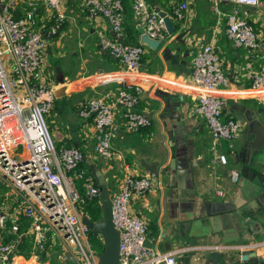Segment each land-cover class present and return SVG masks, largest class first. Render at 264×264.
<instances>
[{"label": "built area", "instance_id": "obj_1", "mask_svg": "<svg viewBox=\"0 0 264 264\" xmlns=\"http://www.w3.org/2000/svg\"><path fill=\"white\" fill-rule=\"evenodd\" d=\"M80 1L88 19H102L108 25L111 36L97 31V44L121 68L120 74L100 78H114L117 74L128 82L115 93L82 102L76 111L79 119L92 122L94 154L109 162L113 157L120 159L111 148L116 107L122 110L126 132L147 128L149 120L136 110L142 91L139 83L156 80L140 72L142 46L126 42L122 1ZM130 1L133 21L150 39L162 43L168 37L163 18L146 0ZM175 1L170 17L180 23L189 0ZM64 2L0 0V264H99L103 252L101 238L83 222L84 217L89 218L85 208L91 203L100 205L97 181L84 166L85 157L79 149L56 147L47 122L56 94L44 76L46 51L65 24ZM211 2L214 13L225 19L226 38L243 51L247 85H231L210 43L194 55L190 82L160 83L165 89L191 95L196 102L195 112L204 119L211 134L210 152L225 166L227 154L221 146L232 152L242 129L241 121L224 119L226 100L264 99V65H254L260 53L254 28L237 9L223 13L219 5L258 8L262 0ZM229 178L235 184L239 173L230 171ZM156 185L160 183L154 175L127 171L117 186H108L113 224L119 232V264H177L178 250L160 253L144 245L149 224L130 212L131 200L143 197ZM216 194L223 196L220 190ZM93 238L100 243L101 251L93 248Z\"/></svg>", "mask_w": 264, "mask_h": 264}, {"label": "crops", "instance_id": "obj_2", "mask_svg": "<svg viewBox=\"0 0 264 264\" xmlns=\"http://www.w3.org/2000/svg\"><path fill=\"white\" fill-rule=\"evenodd\" d=\"M121 1L126 42L140 45L131 1ZM146 2L169 17L176 3ZM63 7L66 21L61 33L48 44L44 71L45 80L56 94L47 117L56 147L79 149L85 157L84 166L95 179L98 173L105 177L111 189L127 171L152 175L140 160L154 165L160 185L141 198H133L130 212L149 224L148 240L153 250H178L177 264H232L230 259L240 250L253 251L264 262V218H253L260 215L264 191V99L226 100L224 119L241 121L242 129L232 152L222 144L227 154V164L222 166L210 152L212 137L204 119L195 112L196 102L191 95L165 89L160 83L190 82L194 55L210 43L231 85H247L243 51L226 38L225 19L214 13L211 0H189L180 23L170 17L175 31L156 51L140 45L144 50L140 72L155 76L151 79L156 81L139 83L142 91L136 110L147 117L150 125L136 133L126 132L122 110L116 107L111 148L120 159L113 157L109 162L94 154L92 122L79 119L76 111L90 98L115 93L127 80L117 75L121 72L119 63L99 50L96 32L111 36L106 22L88 19L80 0H65ZM219 8L223 13L237 9L254 28L260 45L254 65H264V0L258 8L228 3H221ZM115 73L117 77L100 78ZM230 171L239 173L235 184L230 181ZM218 190L223 192L222 197L217 196ZM250 218L259 223L253 230L246 226Z\"/></svg>", "mask_w": 264, "mask_h": 264}, {"label": "water", "instance_id": "obj_3", "mask_svg": "<svg viewBox=\"0 0 264 264\" xmlns=\"http://www.w3.org/2000/svg\"><path fill=\"white\" fill-rule=\"evenodd\" d=\"M160 17L163 18L165 28L168 35H172L175 31V27L170 19V17L163 11H160L158 8L154 10ZM137 30L140 34V45L149 48L150 50L156 51L161 45L160 40L150 39L142 27H137ZM264 51V49H263ZM257 150V144L253 148ZM141 166L152 175L156 174V167L154 165H149L144 161H141ZM97 186L100 190L99 202L101 206V220L98 222H93L87 217L83 218L84 224L92 231V233L101 238L103 242V252L99 257V264H119V232L115 229L113 224L112 217V203L110 198V192L107 187L106 178L102 177L98 173L96 177ZM264 187V184H263ZM262 199L260 201V215L254 216L253 218H264V191L262 193ZM253 218L246 221V226L248 229L253 230V226L259 225L257 221H254ZM264 231V228H261ZM144 245L148 248H152L149 240H146ZM239 251V250H238ZM240 253L235 254L231 259L232 264H264V262L256 257V254L253 251H243L240 250ZM236 256V257H235Z\"/></svg>", "mask_w": 264, "mask_h": 264}, {"label": "trees", "instance_id": "obj_4", "mask_svg": "<svg viewBox=\"0 0 264 264\" xmlns=\"http://www.w3.org/2000/svg\"><path fill=\"white\" fill-rule=\"evenodd\" d=\"M85 213L93 221H98L101 219V207L98 202L88 205L85 208Z\"/></svg>", "mask_w": 264, "mask_h": 264}, {"label": "rangeland", "instance_id": "obj_5", "mask_svg": "<svg viewBox=\"0 0 264 264\" xmlns=\"http://www.w3.org/2000/svg\"><path fill=\"white\" fill-rule=\"evenodd\" d=\"M4 59V58H3ZM49 126V125H48ZM56 126V125H55ZM49 130H50V133H51V136H52V138L54 139V136H53V131H52V129L50 128V126H49ZM1 190H2V188H0ZM92 246H93V248L97 251V252H99V250L101 251V247H100V245H99V242L95 239V238H93L92 239Z\"/></svg>", "mask_w": 264, "mask_h": 264}]
</instances>
